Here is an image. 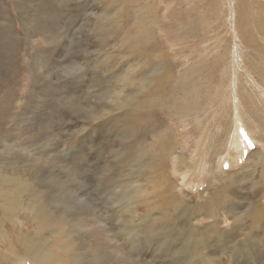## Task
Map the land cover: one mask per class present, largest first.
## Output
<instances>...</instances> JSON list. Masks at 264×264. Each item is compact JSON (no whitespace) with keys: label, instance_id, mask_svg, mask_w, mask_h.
Segmentation results:
<instances>
[{"label":"rangeland","instance_id":"374dc122","mask_svg":"<svg viewBox=\"0 0 264 264\" xmlns=\"http://www.w3.org/2000/svg\"><path fill=\"white\" fill-rule=\"evenodd\" d=\"M152 1L159 21L143 28L161 57L134 25ZM128 6L0 0V172L37 188L80 264H264V0ZM117 91L134 100L126 126ZM135 186L149 193L128 198ZM24 219L0 255L42 252L33 234L48 233Z\"/></svg>","mask_w":264,"mask_h":264},{"label":"bare ground","instance_id":"6f19581e","mask_svg":"<svg viewBox=\"0 0 264 264\" xmlns=\"http://www.w3.org/2000/svg\"><path fill=\"white\" fill-rule=\"evenodd\" d=\"M141 0H124L126 6H136L139 4ZM128 4V5H127ZM128 6V7H129ZM156 3L154 1H152V3L150 2L149 4L145 5L144 8L137 13V15L134 18V25L138 26V32L136 34V37L139 38V42L140 44H142L141 49L148 51V54L150 56L151 52H157L158 55L161 57L163 56L162 52L159 51V47L156 46L154 39L151 37L150 30L148 28H146V30L143 28V24L146 20H150L151 24H155L159 21V16L156 9ZM158 7V6H157ZM128 14V13H127ZM115 27L117 28V25H115ZM148 29V30H147ZM116 31V29L114 30ZM114 33V32H113ZM146 34V36H145ZM111 35V33L109 34ZM125 35L129 38L130 36V30L128 29L125 32ZM154 37V36H153ZM133 39V38H132ZM123 40V39H121ZM122 44V41H120L119 46ZM136 44H139L138 42ZM158 45V44H157ZM122 46V45H121ZM135 51V50H134ZM144 57L141 58L142 59V64L145 65V60L148 58L146 56H142ZM142 64L138 65L139 67L142 66ZM135 65V64H134ZM137 66V67H138ZM154 66L157 68V64H154ZM153 67V66H151ZM154 69V68H153ZM193 78V77H192ZM196 78V77H195ZM200 78V77H199ZM159 80V79H158ZM195 87V85H194ZM122 88V87H121ZM157 89V88H156ZM155 90V89H154ZM120 91V90H119ZM115 93V96L111 97V104L114 103L116 106V109L119 110H123L122 114H121V118L123 119V122L126 123L124 124L125 126L127 124L130 123L131 118L135 117V113L134 110H131L132 104H134V100H129L128 98L126 99V96L123 92H121V94H119V97L116 101L118 92ZM125 91V90H124ZM155 92V91H154ZM120 93V92H119ZM123 93V94H122ZM159 93V92H158ZM160 94V93H159ZM151 98V97H150ZM108 99V98H107ZM149 100V99H148ZM146 102V101H145ZM154 102V100H153ZM153 106V104H152ZM129 108V110L127 109ZM134 108V107H133ZM126 109V110H124ZM144 109V108H143ZM140 110L143 117L145 116V111L144 110ZM147 110V109H146ZM152 111V110H151ZM149 112V110H148ZM148 112H146V115H148ZM150 115V114H149ZM148 115V116H149ZM246 115V114H245ZM152 117V114H151ZM244 120V119H243ZM148 121V120H147ZM122 122V123H123ZM133 124V123H132ZM149 125V124H148ZM151 125V124H150ZM130 126V125H129ZM128 126V127H129ZM132 126V125H131ZM159 125H157L158 127ZM162 126V125H161ZM164 126V125H163ZM136 127V126H135ZM245 127V126H243ZM121 128V127H120ZM119 128V129H120ZM162 128V127H161ZM130 129V127H129ZM136 129V128H134ZM151 129V128H150ZM166 130V129H165ZM160 131V130H159ZM164 131V130H163ZM138 132V130H137ZM136 133V132H135ZM150 133V132H149ZM157 133V132H156ZM125 134V133H124ZM127 134V133H126ZM158 134V133H157ZM154 135V134H153ZM142 136V135H141ZM123 137V136H121ZM123 139V138H122ZM121 139V140H122ZM126 139V138H125ZM124 140V139H123ZM128 140V139H127ZM143 140V138L141 139V141ZM136 143V141H134ZM145 142V140L143 141ZM141 142V144L143 143ZM147 143V142H146ZM157 143V141H156ZM138 145V144H137ZM153 145V144H152ZM137 147V146H136ZM148 147V146H147ZM157 147V146H156ZM168 147V146H167ZM141 148V147H140ZM139 148V149H140ZM153 148V147H152ZM166 148V147H164ZM136 149V148H135ZM121 149L118 148L116 149L114 147V150H111L112 154L115 155L117 157V155L119 156V154L121 155V152H119ZM137 150V149H136ZM169 150V148H168ZM167 150V151H168ZM132 151V150H131ZM154 151V150H153ZM137 152V151H136ZM135 153V152H134ZM172 153V152H171ZM133 154V152H132ZM137 154V153H136ZM139 154V153H138ZM145 154V153H144ZM150 155V154H149ZM145 156V155H144ZM161 156V155H160ZM166 156V155H165ZM129 157V156H128ZM140 157H143V155H141ZM162 157V156H161ZM132 158V156H131ZM144 158V157H143ZM151 157V164H149L147 166V168L150 171H154L155 168L159 169L160 167L157 166L158 162L155 160L156 158ZM165 158V157H164ZM119 159V157H118ZM166 159V158H165ZM168 159V158H167ZM259 159V158H258ZM135 160V159H134ZM147 160V159H146ZM145 160V161H146ZM149 160V158H148ZM161 160V159H160ZM144 161V162H145ZM147 162V161H146ZM164 162V161H163ZM146 164V163H145ZM160 165V164H159ZM124 167V166H123ZM165 167V166H164ZM120 168V167H119ZM122 168V167H121ZM120 168V169H121ZM179 168V167H178ZM145 169V168H144ZM143 170V169H142ZM122 171V170H121ZM141 171V170H140ZM146 172V171H145ZM154 172H157L154 171ZM152 172V173H154ZM144 173V172H143ZM142 173V174H143ZM147 174H145L146 180L150 181L151 179L155 178L156 175H154L152 177V175L149 172H146ZM157 174V173H156ZM147 175H149L147 177ZM160 178V177H158ZM261 180V179H260ZM145 181V179H144ZM154 182V181H153ZM160 182V180H159ZM166 182L167 179H166ZM165 183V182H164ZM163 183V184H164ZM168 184V183H166ZM154 185V183H153ZM165 185V184H164ZM225 185V184H224ZM263 185V184H262ZM226 186V185H225ZM156 187V186H155ZM162 187V186H159ZM148 188V187H147ZM147 188L145 189V191L143 192V187L141 186H135L132 188V190L129 192L128 198L130 197V194H134L138 191H140L142 193V197H146L147 194L149 193L146 192ZM151 188V186H150ZM167 188V187H166ZM154 189V188H153ZM165 189V187H164ZM169 189V188H168ZM37 188L34 186H31L30 183L26 180H23L20 176H10L4 173L0 172V237H4L7 235V229H6V223L7 222H12L15 225H18L19 227L21 225L24 224V218H28L30 220V222L32 224H34L39 230H41V232H47L48 235H43L42 233L40 234L41 238L46 237L47 239H49V241L47 242L46 246L42 245V240L40 238V236L38 235V233H34L33 235V239H35V242L37 244V246L40 248V250L42 252H37L34 251L33 256L30 259H27L28 257V252H24L22 254L18 253L16 251L15 248H11L12 252L11 254H8L5 252H3L0 255V264L4 263L5 264H13V261H16L17 259H19L20 261L23 259H27L30 260L33 264H80L79 261L74 260L73 258H75V254L73 253V248L77 247L76 242L72 241L70 238V236L68 235V233H66V230L63 228H59L57 223L55 222V220L52 217V213L51 212H47V210L45 208H37V204L40 202V204L42 206H45L44 202L40 201L37 197H38V192L34 193L33 191H36ZM227 190V189H226ZM123 191V190H122ZM153 191V190H152ZM167 191V190H166ZM163 189H159L157 188L156 190L153 191V193H155L161 200L164 199L167 195V192ZM109 192V191H108ZM24 194H26L30 199L28 201H24ZM119 194V193H118ZM257 194V193H256ZM111 195L112 192H111ZM111 197V196H110ZM124 197H127L126 195H124ZM131 198V197H130ZM165 200V199H164ZM158 201V200H157ZM146 203V201H145ZM162 203V200H161ZM186 203V202H185ZM259 203V202H258ZM159 205V203H157ZM205 204V203H204ZM145 205V204H144ZM161 205V204H160ZM166 205V204H164ZM202 205V204H201ZM177 206V205H176ZM175 206V207H176ZM183 206V205H182ZM186 206V205H185ZM203 206V205H202ZM160 207V206H159ZM174 207V206H173ZM146 208V207H145ZM177 208V207H176ZM256 208V207H255ZM202 209H207L206 206H203ZM263 209V207H262ZM148 211H150L151 209H147ZM153 210V209H152ZM182 210V209H180ZM168 211V210H167ZM176 211V210H175ZM191 211V210H189ZM154 212V211H153ZM159 212V211H158ZM195 212V211H194ZM152 213V212H151ZM162 213V212H161ZM159 212V214H161ZM196 213V212H195ZM165 214V212H164ZM168 214V213H167ZM179 214V213H178ZM194 213H189V219H191L192 215ZM154 215V213L152 214ZM211 215V214H210ZM162 216V215H161ZM166 216V215H165ZM171 216V215H170ZM169 217V216H168ZM182 217V216H181ZM67 217L65 216L64 219H66ZM158 216L152 218L151 221V225L149 227V229L151 231H154V224L157 220ZM62 219V218H61ZM175 219V218H174ZM167 220V219H166ZM183 220V219H182ZM178 221V220H177ZM185 221V220H184ZM189 221V220H188ZM157 224V223H156ZM177 224V223H176ZM188 226V225H187ZM190 227V226H188ZM156 230V229H155ZM38 231V230H37ZM188 233V232H186ZM191 233V232H190ZM46 234V233H45ZM58 236H56V235ZM173 236V235H172ZM195 236V235H194ZM72 238L73 235H72ZM60 240L59 242V248L61 250V252L59 254H57L55 252V250L53 249V246L55 244V242L57 240ZM78 243V242H77ZM201 244V243H200ZM48 250L52 256V258L50 260H47L46 258L49 256L48 254H46L44 251ZM4 261V262H3ZM199 264V263H198Z\"/></svg>","mask_w":264,"mask_h":264},{"label":"snow or ice","instance_id":"6c2138e0","mask_svg":"<svg viewBox=\"0 0 264 264\" xmlns=\"http://www.w3.org/2000/svg\"><path fill=\"white\" fill-rule=\"evenodd\" d=\"M246 139H247V137H246Z\"/></svg>","mask_w":264,"mask_h":264}]
</instances>
